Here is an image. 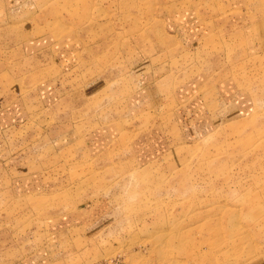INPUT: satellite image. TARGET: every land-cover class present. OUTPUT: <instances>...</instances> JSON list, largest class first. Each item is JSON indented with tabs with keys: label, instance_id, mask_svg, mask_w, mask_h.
I'll return each instance as SVG.
<instances>
[{
	"label": "rangeland",
	"instance_id": "1",
	"mask_svg": "<svg viewBox=\"0 0 264 264\" xmlns=\"http://www.w3.org/2000/svg\"><path fill=\"white\" fill-rule=\"evenodd\" d=\"M164 72L207 85L175 147ZM0 73V264H264V0H0ZM73 125L78 151L25 158Z\"/></svg>",
	"mask_w": 264,
	"mask_h": 264
},
{
	"label": "crops",
	"instance_id": "2",
	"mask_svg": "<svg viewBox=\"0 0 264 264\" xmlns=\"http://www.w3.org/2000/svg\"><path fill=\"white\" fill-rule=\"evenodd\" d=\"M151 60H156V57H154V59L152 58ZM0 75L1 77H5L4 73H0ZM161 75L162 78L157 79L151 86H148L146 88L147 94L152 91L157 97L155 101H151L146 94L147 106L151 108H153L152 106L155 107V110L157 111L156 118L158 117V115H161L162 117H165V120H170V122L172 121V126L170 127L172 129L171 131H173L174 129H179L180 134L176 136L178 141L174 140L170 144L168 143V146L175 147L177 145L192 142V97H195L197 93L201 94L203 92L202 89L206 88L207 85L204 84V81L192 82V77L188 78L187 80L179 81V75H171L170 72H164L159 76ZM169 87L172 89L171 91L168 90ZM163 109H165L166 112L164 114H161L163 112ZM152 111L153 109H151V112ZM186 114L188 115L186 116ZM159 119L162 118L160 117ZM81 128V126L76 127L75 125H73L68 127L65 131L58 135L56 134L55 136H52L50 134H46L44 137L37 139L36 143H38L37 145H39V148L34 149V151H32L30 148L29 155L25 158L29 159L30 164H33L37 163L38 160L41 159L40 157H42L43 154L52 153V149L54 150V148L59 149V153L78 151L79 147L84 142V133L81 134ZM96 130V132L94 131L93 134H90V137L92 141L97 143V146H100V144H102L103 142V145L107 144L108 148L116 141H118V136L113 134L114 137L111 136L109 140L104 139V134L100 133L101 129ZM196 130L199 131V128ZM153 134L154 133H141L140 135H134L133 140L128 145L127 149L128 152H130L131 159L135 163L134 165L141 166L146 164L149 160L155 157L156 151L158 152V148H162V146L158 147L157 143L158 138L160 137V130L158 132L156 131L155 135ZM156 137H158L157 140ZM30 144L34 145V143ZM155 145L156 149L154 148ZM162 145H164V143H162ZM77 155L78 159L84 158V149H81L77 153ZM35 168H37V166H35ZM37 175L38 173L34 172L30 175V177H36ZM20 179L21 178H19V180ZM4 235L7 238L10 237V235H6V233ZM14 239L15 238L13 237V240ZM34 255L36 254L30 253L29 255H27V258L33 257ZM22 259L25 260L26 258ZM23 263L25 264V262Z\"/></svg>",
	"mask_w": 264,
	"mask_h": 264
},
{
	"label": "built area",
	"instance_id": "3",
	"mask_svg": "<svg viewBox=\"0 0 264 264\" xmlns=\"http://www.w3.org/2000/svg\"><path fill=\"white\" fill-rule=\"evenodd\" d=\"M98 264H122L118 259H108V260H104L99 262Z\"/></svg>",
	"mask_w": 264,
	"mask_h": 264
}]
</instances>
